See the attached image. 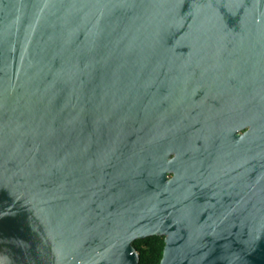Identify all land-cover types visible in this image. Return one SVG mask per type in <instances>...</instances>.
<instances>
[{"label": "water", "instance_id": "1", "mask_svg": "<svg viewBox=\"0 0 264 264\" xmlns=\"http://www.w3.org/2000/svg\"><path fill=\"white\" fill-rule=\"evenodd\" d=\"M152 234L264 264V0H0V264Z\"/></svg>", "mask_w": 264, "mask_h": 264}, {"label": "trees", "instance_id": "2", "mask_svg": "<svg viewBox=\"0 0 264 264\" xmlns=\"http://www.w3.org/2000/svg\"><path fill=\"white\" fill-rule=\"evenodd\" d=\"M139 253L138 264H157L161 258L164 246L163 235H147L132 241Z\"/></svg>", "mask_w": 264, "mask_h": 264}, {"label": "flooded vegetation", "instance_id": "3", "mask_svg": "<svg viewBox=\"0 0 264 264\" xmlns=\"http://www.w3.org/2000/svg\"><path fill=\"white\" fill-rule=\"evenodd\" d=\"M249 125H244L242 126V128H239L236 130V133H243L244 131H246L248 129Z\"/></svg>", "mask_w": 264, "mask_h": 264}]
</instances>
